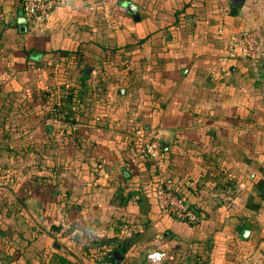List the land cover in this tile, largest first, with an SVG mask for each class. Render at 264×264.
Returning <instances> with one entry per match:
<instances>
[{"label":"crops","instance_id":"1","mask_svg":"<svg viewBox=\"0 0 264 264\" xmlns=\"http://www.w3.org/2000/svg\"><path fill=\"white\" fill-rule=\"evenodd\" d=\"M133 1L137 17L121 0H72L34 31L21 0H0V264H150L152 251L164 253L154 264H255L264 0ZM247 27L262 53L223 60ZM52 86L73 135L55 133ZM148 135L157 160L142 150ZM159 171L205 207L200 223L160 209ZM59 217L76 229L58 235Z\"/></svg>","mask_w":264,"mask_h":264},{"label":"built area","instance_id":"2","mask_svg":"<svg viewBox=\"0 0 264 264\" xmlns=\"http://www.w3.org/2000/svg\"><path fill=\"white\" fill-rule=\"evenodd\" d=\"M71 1L72 0H21L28 27L34 31H41L44 28L50 12L57 6L69 5ZM98 1L102 3L106 2V0ZM90 4L92 5V2ZM261 49L262 44L257 29L247 27L238 33L230 35L225 46L223 60H228L232 57H254ZM60 118L63 127L74 126L73 123L64 119L62 113L60 114ZM141 143L142 150L146 156L156 160L160 158V145L155 135H148L142 138ZM153 187L158 205L163 212L168 213L174 218L189 222H196L203 216L201 211L196 210L190 205L187 197L173 190V182L165 172L159 171L158 177L153 183ZM69 227L70 225L62 219L56 233L60 235ZM157 254H160L159 258ZM163 256L164 253L161 251H152L148 253L147 260L150 264H154L160 261ZM252 261L255 264H264V237Z\"/></svg>","mask_w":264,"mask_h":264},{"label":"trees","instance_id":"3","mask_svg":"<svg viewBox=\"0 0 264 264\" xmlns=\"http://www.w3.org/2000/svg\"><path fill=\"white\" fill-rule=\"evenodd\" d=\"M263 51V48L261 49V51L254 57H257L259 56ZM254 57H250V58H254ZM51 89V92L52 93V96H50V102H49V109H50V112H49V116L52 117V119H55L56 121V126H55V133L58 135V133L60 132V130L63 132L62 134L63 135H73V133L75 132V128L76 126H66V127H62L61 125V118H60V114L62 113L64 115V119L71 122V123H76V120L75 118L71 115L70 112H68L67 110H65V108L62 107V97L60 96L59 93H57L58 91L52 86ZM65 92V91H64ZM66 95L68 96L69 100L70 101H74L75 99V91L73 88L67 90V93ZM136 147H138V149L141 148V144L140 143H137L136 144ZM162 153H165V151H162ZM157 174V172L154 173V181L156 180L157 176L155 175ZM167 174V173H166ZM169 177H171L169 174H167ZM172 178V177H171ZM242 180L245 181L246 183H251L253 182L251 179H248L247 177H242ZM174 182V181H173ZM173 190L175 192H177L178 190H175V188L173 187ZM177 193H180L177 192ZM181 194V193H180ZM185 196V195H184ZM188 199V198H187ZM190 205L195 208L196 210L198 211H201L203 213V216L196 222H189V221H186V222H189V223H192V224H198L200 223V221H202V219L205 217V214H206V209L205 207L201 206V204H196L192 201H190L188 199ZM63 219L70 225V227L67 229L68 232H72L74 229H76V225L74 224L73 221H70L69 219H67L66 217H63ZM62 218H58V222L55 223L53 226H55L57 229H59L60 227V222H61ZM185 221V220H184Z\"/></svg>","mask_w":264,"mask_h":264},{"label":"water","instance_id":"4","mask_svg":"<svg viewBox=\"0 0 264 264\" xmlns=\"http://www.w3.org/2000/svg\"><path fill=\"white\" fill-rule=\"evenodd\" d=\"M123 5L128 9V11L132 12L135 14V16L137 17V7H136V3L133 0H126V1H122ZM248 228H241L240 230V237L245 238L248 235ZM125 251V247L124 246H120L119 249L114 250L111 252V255L116 259V260H120L123 256V253Z\"/></svg>","mask_w":264,"mask_h":264},{"label":"clouds","instance_id":"5","mask_svg":"<svg viewBox=\"0 0 264 264\" xmlns=\"http://www.w3.org/2000/svg\"><path fill=\"white\" fill-rule=\"evenodd\" d=\"M158 258L160 257V254H157Z\"/></svg>","mask_w":264,"mask_h":264}]
</instances>
